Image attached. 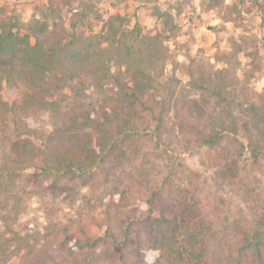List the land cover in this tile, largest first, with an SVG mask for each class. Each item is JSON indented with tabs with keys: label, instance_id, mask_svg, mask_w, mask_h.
Returning <instances> with one entry per match:
<instances>
[{
	"label": "trees",
	"instance_id": "1",
	"mask_svg": "<svg viewBox=\"0 0 264 264\" xmlns=\"http://www.w3.org/2000/svg\"><path fill=\"white\" fill-rule=\"evenodd\" d=\"M60 16L51 7L24 26L0 12V212L39 195L53 219L41 231L19 214L0 216V264L19 255V264H264V95L237 89L233 55L222 54L230 68H191L192 96L163 95L160 34L129 31L118 15L98 36L68 39ZM43 110L49 133L32 127ZM195 149L213 168L204 191L202 175L180 162ZM82 188L102 223L76 210L54 222L55 193L73 205Z\"/></svg>",
	"mask_w": 264,
	"mask_h": 264
},
{
	"label": "rangeland",
	"instance_id": "2",
	"mask_svg": "<svg viewBox=\"0 0 264 264\" xmlns=\"http://www.w3.org/2000/svg\"><path fill=\"white\" fill-rule=\"evenodd\" d=\"M51 7H56L61 13V18H56L55 22H59V30H63L68 39L71 38L70 35L84 38L98 36L103 33L108 18L118 15L125 18V29L129 31L139 29L141 35L146 36L160 34V40L168 49L169 55L163 66V74L155 87V90L163 95L174 91L183 98L192 96L188 90L191 68L194 71L199 63V66L205 67L206 73L212 68H230L228 58L222 57V54L233 55L239 61L235 63L233 57L230 60L234 64L231 71L238 81V90L248 93L250 97L257 95L258 100L260 95H264V0H0V12H6L8 18L19 20L24 26L34 18H41ZM155 7H158L160 13H168L172 19L157 16ZM15 95L16 98L19 97L16 93L6 95L3 99L8 102L13 100ZM49 114L48 111H41L32 127L35 129L37 126L49 133L52 130ZM147 151L154 153V146L151 145ZM180 156L182 169H185L186 173L192 169L202 175L199 182H205L203 191L213 184L211 159L204 150L195 149L183 152ZM150 158L146 161V166L151 169L154 162L153 157ZM139 159L131 163L128 170L135 169L141 160L145 161L141 156ZM176 167L178 168L177 164ZM158 168L161 169L162 165ZM28 173L30 179L27 183L32 187L37 180L36 171L32 169ZM179 173L185 177L181 169ZM258 178V185L264 187V178ZM38 179L40 181V178ZM80 193L79 199L73 205L68 201H59L62 192L55 193L58 200L54 202L60 212L54 222L67 219L77 211L84 214L91 212L90 215H94L102 223V210L98 207L92 208L91 204L87 205L92 192L88 188H82ZM22 198L18 207L13 201L5 206L0 212L1 218L6 213L13 216L19 214L20 220L26 218L41 231L53 221L52 218L49 220L44 210L47 202H42L39 195L29 198L24 194ZM3 199L5 198L0 196V203ZM137 207L140 213L149 211V206L145 203H140ZM12 227L18 231L23 224L19 221ZM104 230L105 228H98L96 223L90 224V233L93 236L101 235ZM19 232L25 235L24 232ZM19 262L20 255L7 264Z\"/></svg>",
	"mask_w": 264,
	"mask_h": 264
}]
</instances>
